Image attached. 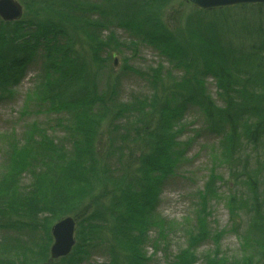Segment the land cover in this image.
I'll list each match as a JSON object with an SVG mask.
<instances>
[{
  "label": "trees",
  "instance_id": "trees-1",
  "mask_svg": "<svg viewBox=\"0 0 264 264\" xmlns=\"http://www.w3.org/2000/svg\"><path fill=\"white\" fill-rule=\"evenodd\" d=\"M41 1L29 0V4L39 7ZM115 1L124 4L126 11L132 5L141 12L147 10L146 3L152 4L148 10L153 6L155 12H161L166 4L162 0H142L140 6L139 0ZM89 5L92 3L87 2L82 9L76 10L84 15L86 22L76 20L71 23L69 17L59 15L44 21L45 27L38 22L1 23L0 99L3 93L11 91L15 80L24 76L26 67L34 61L36 53L41 52L42 67L51 71V82L43 89L39 104L35 105L36 111L68 113L71 126L67 127V131L73 133V144L68 150L64 144L66 139L55 143L49 134L42 131L38 134L37 145L45 150L34 155L37 158L28 157L27 153H10L7 164L9 172L0 175V230L7 233L2 240L5 246L0 253L9 257L11 253L14 254L18 264H29L27 255H33L35 262L40 261L41 264H89L86 260L91 252L87 247H92L103 249V253L107 254V262L100 264H152L153 259L146 257V248L152 247L158 252L168 235L166 228L156 223L153 214L163 186L176 175L181 157L194 143L195 139L184 143L179 138L187 129L182 123L185 111L195 106L204 117L196 137L213 135L220 138L215 146L222 152L212 157V163L218 162L228 169L230 181L227 184L233 183L234 189L229 188L228 196L223 195L217 201L226 203L232 225L229 232L227 227L214 235L209 230L208 218L213 215L212 201L219 192L218 183L225 182L213 170L210 181L196 193L195 203L199 214L196 228L199 233L189 235L186 249L173 255L169 264L200 263L197 249L208 241L214 243L215 250L212 256L205 255V264H228L231 258L219 254L220 246L216 249L227 234L235 235L244 255L238 260L231 259L230 264H264V197L258 190L259 187L264 188V11L254 13L252 20L248 12L233 13V19L227 18L228 13L223 15V11L228 9L250 8V11H257L259 6L264 8V5H237L224 10L200 11L204 17H210L202 18L203 21L188 17L185 35L201 64L197 63L196 69L193 68L196 63L193 60L179 62L176 59L188 71L195 73L186 74L180 82L175 76L143 78L151 86L153 98L134 97L131 104L120 101L122 81L102 82L103 69L107 67L109 58L103 56L107 52L100 45L103 48L107 45L97 44L99 38L89 35L93 45L86 51L92 59L86 62L81 57L84 53L76 49L72 43L73 37L68 34L69 30L79 25L83 28L88 24L92 33L102 25L98 21L89 24V20L96 16L92 12L96 11L95 7ZM110 8L117 15V6ZM258 14L260 17H257ZM141 16L139 13L124 19L127 28L135 33L134 37L140 34L135 28L140 24ZM205 20L208 21L204 26ZM229 20L232 23H228ZM25 30H32L30 32L35 35L27 34ZM65 39L68 40L65 42ZM80 45L86 48L82 41ZM159 73L155 72L156 75ZM208 76L216 83L218 103L208 93L205 84ZM9 94L13 96L14 92ZM47 101L46 106H41L40 102ZM220 103L223 106H219ZM147 109L151 111H148L149 114L145 113ZM29 113L31 111L26 112ZM110 114V151L100 152V129ZM123 119L124 124L119 125L117 122ZM58 122V126L63 124L61 118ZM33 124L36 131L42 129L39 123ZM131 133L135 134L134 139L130 138ZM117 139L122 141V146H115ZM39 140L47 143H40ZM129 142L133 143L128 146ZM125 151L130 157L131 166L127 167L131 169V174L127 173L126 168L124 176L116 177L112 170L114 155L116 152L121 154L116 158L121 160L125 157ZM27 157L30 161L26 160ZM24 174L31 175V184L27 187L22 183ZM109 177L123 179L122 185L115 189L125 185L120 196L110 204L112 208L100 203L101 200L108 201L111 198L109 193L115 191L104 186ZM241 186L246 193L240 189ZM95 190L102 193L95 198V210L86 214L82 208L84 199L88 196L91 198ZM107 207L111 210L110 217H116L115 221L112 220L113 244L102 240L97 246H88L91 236L103 229L97 222L105 219L103 216ZM43 212L51 215L43 219L47 227L28 224L31 221L37 223ZM244 213L248 215L247 223L239 218ZM64 217L79 219L78 237L82 238L81 243L86 244L77 243L73 256L51 261V236L48 234L51 235L53 224ZM159 221L165 223L164 219ZM157 227H160L157 236L149 238L150 228ZM26 228H32V231ZM87 230L89 234L85 233ZM24 234L30 235L29 240L33 239L38 252H28L29 248L21 251L24 248ZM45 241L48 242L47 246L40 243ZM20 251L26 257L18 254ZM256 257L258 259L255 261ZM8 264H15L13 258Z\"/></svg>",
  "mask_w": 264,
  "mask_h": 264
},
{
  "label": "rangeland",
  "instance_id": "rangeland-1",
  "mask_svg": "<svg viewBox=\"0 0 264 264\" xmlns=\"http://www.w3.org/2000/svg\"><path fill=\"white\" fill-rule=\"evenodd\" d=\"M143 1L148 2L149 0ZM143 1L139 0V6ZM15 2L23 7L24 17L21 22L31 24L38 22L44 27V21L48 18L58 17L59 15L69 17L71 23L76 22V20H83L86 22L84 15L77 13L76 10L82 9V6L87 2L89 4L92 3V5L89 6L95 7L94 10L96 11L92 12L96 16L93 20H89V24H95V22L98 21L102 25L97 26L95 32L92 33L88 24L86 26V24L81 21V24L86 27L82 28L80 25L76 26V28H72L73 32L69 30L68 34L73 37L72 43L76 49L84 53L81 57L85 58L86 62H90L92 59L91 54L86 51L88 49L90 50V45H93L88 38L89 35L99 38L97 44L103 43L104 45H107L105 48L100 45V48L107 52V54L103 56L109 58V62L106 65L107 67L103 69L102 82L122 81L121 103L131 104L133 103L134 97L153 98V90L151 86H149L147 80L143 78L175 76L177 81L180 82L186 74H194L195 71H188L186 67L179 62H186L187 60L190 62L193 60L196 62L194 63L193 68L196 69L198 68L197 63L201 64L196 53L193 51L194 49L190 46V41L186 38L184 28L188 17H195V19L200 21H203L202 18L210 19V17L208 18L206 15L204 17L200 14L201 12L193 7V5L187 0H162V2L166 4L161 12H155L153 6L148 10L150 5H152L148 3L145 4L148 6L147 10H143L142 12L138 7L132 5L129 10L126 11V8L124 9V4L120 2L116 3L115 0L114 2L109 0H42L39 7L29 4V0H15ZM116 6L117 15L110 10V7H113L114 9ZM250 6L258 7L256 5ZM249 9L250 8L228 9L223 11V13H225L223 15L228 13L229 15L227 14V18L231 19L232 15L248 12L249 14L251 13L248 17L252 20L254 13L264 11V8L260 6L257 11H250ZM139 13L142 14L141 19H139L141 22L135 29L140 32V34H136L134 37L135 33L127 28L128 25L125 24L124 19L130 15ZM259 15L260 14H258L257 17H260ZM206 21L208 20H205L204 26L207 24ZM1 23L2 20L0 19V27L2 25ZM228 23L232 22L229 20ZM79 27H81V30ZM30 31L32 30H28L25 33L35 35ZM67 40L68 39H65V42ZM81 41L86 48L80 45ZM41 54V52L36 53L34 61L26 67L24 76H22L20 80H15L16 83L14 84V87H11L12 89L10 91L11 93L14 92L13 96H10V92L8 91L9 93H3L2 99H0V175H7L9 172L10 168L7 164L9 162L10 153L16 152L17 155L20 152L21 154L27 153L28 157H33L34 155L39 154L42 150H45L43 147L37 145L39 132L45 131L55 143L66 139L64 144H66L68 150L71 148V143L73 144L71 140V135L73 133L67 131V127L71 126L68 122V113L52 114L46 111L40 113L36 111L35 105L36 103L39 104L38 100L42 97L43 89L51 82V71L49 69H43ZM176 59L179 62H177ZM189 62L187 63L190 64ZM116 63L117 65H115ZM155 72L160 73L156 75ZM211 72H214V70H211ZM205 84L208 93H210L212 98L218 103L216 83L211 76H208V79L205 80ZM48 102L49 101L40 102V104L41 106H46ZM219 106L223 105L220 103ZM30 111L31 114H26V112ZM148 111H150V109H147L145 113L149 114L151 112ZM112 114L104 119L105 121L102 123L103 125L100 129V137L98 140V149L100 152H108L110 146V129L108 123ZM135 116L137 115L135 114ZM183 117L184 119L182 123L187 126V129L183 136L179 138L180 141L187 143L191 139L195 140L192 147L190 146L188 151H185L181 157V162L179 164L180 169L176 171L175 176L169 178L160 193L159 203H157L158 207L153 216L156 218L157 224L166 228V234L168 235H166V243L162 244L161 249L158 252H155L152 247L146 248V257L153 259L152 264H169V262L173 260V255H178L183 249H186L187 241H189V238L191 237L189 235L192 234L194 236L199 233L198 228H196V219L198 220L197 216L199 215L198 208L196 207L197 203H195L196 193L198 190H202L205 184L210 181L209 177L213 170H215V174H218L225 180V182H222L221 184L218 183L220 189H218L219 192H217L216 198L212 201L213 215L208 218V224L210 226L209 230L211 231V234L214 235L216 232L222 231L227 227V231L229 232L231 229L230 226L232 225L231 219H229L230 212L228 211L226 203L217 201L223 195L228 196L226 193H228L229 188L234 189L233 183L231 185L227 184V182L230 181L228 169L220 166L218 162L212 163V157L218 156L222 152L220 151V148L215 146L220 141V138L213 135L210 137H206L205 135L202 137H196V132L200 131V126L202 125L201 121L204 119L197 107L190 106L188 110L185 111ZM60 118L63 124L58 126ZM71 120L73 121V117H71ZM34 122L42 125V129H37L36 131L33 124ZM124 122L125 119L120 120L117 123L123 125ZM147 130L150 131V129ZM121 134L123 135V132ZM131 134L130 138L134 139L135 134ZM39 142L43 144L47 143L42 140H39ZM131 143L133 142H129L128 146ZM122 145V141L117 139L115 146L120 147ZM131 147L134 146L131 145ZM183 148L185 150V147ZM120 152L124 156L122 149ZM121 154L116 152L114 155V167L112 170L116 177L124 176V170L131 166L130 157L126 151L125 157H122L123 159L116 160L117 156ZM28 157L26 160L30 161ZM130 170L131 169L128 168V174H131ZM30 177V174H24L22 179L24 187L31 184ZM106 181L104 182V186L111 189L113 188L115 191L109 193L111 198L108 201L101 200L100 203L112 208L110 204L116 201V197L118 198L120 196V191L125 189V185L120 189H115L122 185L123 179H111L109 177ZM240 189L243 193H246L242 186ZM98 190L94 191V195H92L91 198L88 196L84 199L82 208H84L83 212H86V214H90L95 210V198L98 194L102 193L98 192ZM237 190L241 191L239 188ZM258 190L259 194L264 197V188L259 187ZM110 212L111 210L107 207L106 215L103 216L105 219L97 222L99 227H102L103 229L91 236L92 240L88 242V246H97L98 243L103 242L102 240L107 244H113L111 229L113 227L112 220L115 221L116 217H110ZM48 215L51 216L50 214L43 212L41 217L38 218L37 223L31 221L28 224H32L36 227H47V223L43 219L50 218ZM107 218L109 219L108 221ZM239 218L242 219L244 223L249 221L247 213H244ZM160 219H164L165 223H160ZM75 221V238L77 243L85 245L86 243H81L82 238L78 237L80 232L78 229V226L80 227L79 219H75ZM57 223L58 222L53 225ZM247 225H245V227H247ZM121 226H123V224ZM26 229L29 232L32 231V228ZM159 231L160 227L150 228V233L148 235L149 238L154 239ZM85 233L89 234L88 230ZM6 234V231L0 230V251H2L5 246V244L2 243V240L7 237ZM48 235L51 236L50 246L52 247L54 243L52 240V231L51 235ZM29 236L30 235L28 234H24V248L21 251H27V248H29L30 251L28 252H38L36 246H34L33 239L30 241ZM40 243L42 245L45 244V246L48 244L46 241ZM201 246V248L197 249V255L201 257V261L198 264H201L202 262L205 264V255L211 254L209 256H212L215 246L212 241H208ZM216 246V249L220 246L219 254H222L225 257L238 260L244 256L241 251V245L234 234H227L226 237L221 240L220 244ZM87 249L91 252L86 260L89 264L107 262V254L103 253V249H92V247H87ZM164 249H166V251H164ZM18 254L26 257L22 252ZM9 256L0 253V263L8 264L11 261V258H13V262L18 264V260L14 254L11 253V257ZM26 258L29 260V264H41L40 261L37 263L35 262L36 257H33V255H27ZM231 259L227 261L228 264L233 261ZM254 259L256 261L258 258L256 257Z\"/></svg>",
  "mask_w": 264,
  "mask_h": 264
},
{
  "label": "water",
  "instance_id": "water-1",
  "mask_svg": "<svg viewBox=\"0 0 264 264\" xmlns=\"http://www.w3.org/2000/svg\"><path fill=\"white\" fill-rule=\"evenodd\" d=\"M202 10H215L237 5H264V0H188ZM23 7L15 0H0V17L6 23L18 22L23 18ZM76 221L65 217L51 229L53 246L50 249L51 261L64 259L75 248Z\"/></svg>",
  "mask_w": 264,
  "mask_h": 264
},
{
  "label": "bare ground",
  "instance_id": "bare-ground-1",
  "mask_svg": "<svg viewBox=\"0 0 264 264\" xmlns=\"http://www.w3.org/2000/svg\"><path fill=\"white\" fill-rule=\"evenodd\" d=\"M54 226V225H53ZM75 237H76V233H75ZM76 239V238H75Z\"/></svg>",
  "mask_w": 264,
  "mask_h": 264
}]
</instances>
